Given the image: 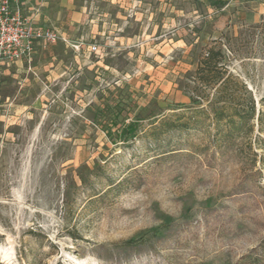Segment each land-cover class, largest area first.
Returning <instances> with one entry per match:
<instances>
[{
  "label": "rangeland",
  "instance_id": "1",
  "mask_svg": "<svg viewBox=\"0 0 264 264\" xmlns=\"http://www.w3.org/2000/svg\"><path fill=\"white\" fill-rule=\"evenodd\" d=\"M59 1L48 28L67 31ZM78 1L90 27L0 66V263L264 264V131L244 169L212 161L208 122L149 136L155 115L187 121L210 48L264 112V16L248 17L260 0ZM136 120L133 143L112 141ZM178 228L177 245L164 238ZM130 240L161 247L124 263Z\"/></svg>",
  "mask_w": 264,
  "mask_h": 264
},
{
  "label": "trees",
  "instance_id": "2",
  "mask_svg": "<svg viewBox=\"0 0 264 264\" xmlns=\"http://www.w3.org/2000/svg\"><path fill=\"white\" fill-rule=\"evenodd\" d=\"M230 0H209L208 6L211 10L220 12L229 4ZM256 3H252V7ZM224 57L220 50L210 48L199 56L196 70L194 72V87L189 91L190 107L186 109L188 117L173 116L174 118H156L155 115L150 125L149 136L154 142H158L164 136L181 129L193 127L201 129L206 122L213 126L214 136L211 147L213 152L209 155L212 161H231L244 167H252L256 158H251L245 151L244 146H250L251 137L256 131L261 134L264 131V112L257 111L255 100L246 86L227 74L222 65ZM211 99L208 101V96ZM264 103V99L261 100ZM204 103L206 104L205 107ZM181 109V108H179ZM141 123L136 120L128 125H122L116 134L114 143H133L142 132ZM255 142H261L256 137ZM182 224L180 227H185ZM178 228L169 231L164 238H170L177 245L181 230ZM154 239V237H151ZM0 236V243H1ZM151 241H128L126 246L128 253L125 262L136 258L155 254L157 246ZM261 256L264 257V247ZM168 264H173L167 260ZM2 264V263H0Z\"/></svg>",
  "mask_w": 264,
  "mask_h": 264
},
{
  "label": "built area",
  "instance_id": "3",
  "mask_svg": "<svg viewBox=\"0 0 264 264\" xmlns=\"http://www.w3.org/2000/svg\"><path fill=\"white\" fill-rule=\"evenodd\" d=\"M62 39L57 31L36 25L24 15L18 0H0V66L30 60L39 44L54 45ZM96 52V46L89 47Z\"/></svg>",
  "mask_w": 264,
  "mask_h": 264
},
{
  "label": "crops",
  "instance_id": "4",
  "mask_svg": "<svg viewBox=\"0 0 264 264\" xmlns=\"http://www.w3.org/2000/svg\"><path fill=\"white\" fill-rule=\"evenodd\" d=\"M19 5L25 16L32 19V21L43 28H48L49 24H54L52 16L53 6L55 0H18ZM59 4L60 10H68V14L64 17L63 25L68 26L67 31L53 29L58 32L62 39L66 40L68 34L71 31L75 32L80 27L91 26L93 20L91 19V13L88 9L92 8L88 5H80L78 0H61ZM253 2V1H252ZM250 2V4H252ZM256 5L251 6V10L248 13V17L251 16H264V0L255 2ZM253 8V9H252ZM57 10V8H55ZM62 25V24H61ZM50 29V28H49ZM72 32V33H73Z\"/></svg>",
  "mask_w": 264,
  "mask_h": 264
}]
</instances>
